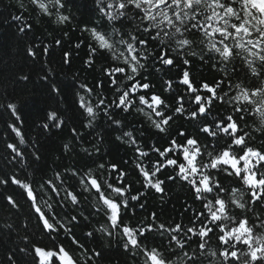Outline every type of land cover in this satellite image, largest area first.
<instances>
[{
	"label": "snow or ice",
	"instance_id": "snow-or-ice-1",
	"mask_svg": "<svg viewBox=\"0 0 264 264\" xmlns=\"http://www.w3.org/2000/svg\"><path fill=\"white\" fill-rule=\"evenodd\" d=\"M93 3L98 19L79 26L84 38L70 44L65 31L47 33L51 43L25 42L28 70L7 78L10 91L0 79V264H112L117 246L142 264H264V140L256 146L264 138V0ZM16 6L22 11L11 21L20 40L33 31L29 7L55 25L75 20L69 0ZM77 60L81 69L69 75ZM197 60L219 74L214 83L194 79ZM173 70L175 79H163L165 97L150 77ZM29 108L41 113L31 141L23 130ZM177 118L192 130L170 135ZM65 129L70 135L55 158L61 165L49 169L41 141ZM150 129L168 135L167 146L149 143ZM108 141L132 150L137 182L161 200L166 182L188 187L187 224L160 222L156 212L125 222L135 213L130 201L145 208V191L129 194V173L107 159ZM77 227L89 229L83 243ZM37 231L48 243L35 239Z\"/></svg>",
	"mask_w": 264,
	"mask_h": 264
},
{
	"label": "trees",
	"instance_id": "trees-1",
	"mask_svg": "<svg viewBox=\"0 0 264 264\" xmlns=\"http://www.w3.org/2000/svg\"><path fill=\"white\" fill-rule=\"evenodd\" d=\"M24 2L26 5L28 4V0H24ZM69 8L71 14L75 17V20L68 25H55L48 21L47 18L38 19L37 14L29 7V10L25 11L24 15L33 24V31L29 33L27 37H24L23 40H20L16 34L15 26L11 21V15L19 14L22 10L16 6V0H0V79L4 80V84L8 86L9 91L11 90V85L8 84L7 78L12 74L19 72L21 69L24 71L28 70V61L25 58L23 52L25 42L33 41L36 40V37H40L46 43H51L52 37L48 36L47 33H52L53 36L62 38V33L67 31L70 35V40L68 43L74 44L78 39L84 38V36H86V34L82 36L79 31V26L83 23H91L92 21L98 19L93 0H69ZM5 20H7L8 23H4ZM81 55H84L83 50L81 51ZM97 63L99 64L101 61L98 60ZM80 69L81 61L77 60L75 61L74 68L69 71V75H71V72ZM191 72L197 82L206 80L211 84L219 78V74L213 71L209 65H202L198 60L193 63ZM167 78L175 79V70H173L171 73H155L153 71V75L150 77L153 83L156 84L155 90L161 92L165 97L170 95L169 93H164L162 87L163 79ZM92 79V76L89 75L88 80L92 81ZM38 83L39 82L37 81V84ZM28 87L32 88L31 85ZM176 89L177 91L181 90L180 86H176ZM22 94L26 95L27 90H25V92ZM49 103L55 104V101L50 100ZM26 112L27 119L23 126V130L26 132V139L31 141L33 137L37 136V129L35 125L39 121L41 113H38L31 108L26 109ZM4 119H7V115H5ZM145 127H147V125H145ZM178 127H184L188 131L192 130V124L190 122L185 121L182 118H177L174 122L172 130L170 131V135L174 136ZM10 135L14 137V134L10 133ZM69 135V132L67 129H65L63 132L54 133L51 138L42 139L41 142L44 144V148L42 149V163L46 161L47 167L49 169L56 167L57 165H61V161L56 160L55 158L61 154V144L69 137ZM145 136L149 143L154 141L157 146L161 148L167 146V141L169 139L168 135L156 134L154 129H150L148 132H146ZM261 140H264V138H257L256 146H260ZM108 147L112 148V151L107 159L118 163L125 171L129 173L127 181L131 182L133 192L132 195H135L137 191H145V196L142 197L140 201V203L145 204V208L141 209L139 208L137 202L130 201V209L135 208V213L133 214L132 211L129 210L124 216L125 222L136 225L144 217L149 216L152 212L157 213L158 220L160 222H179L181 219L185 224L189 222L192 213L190 211L184 212V206L185 202L192 203V199L191 193L185 184L179 181L175 183L170 181L166 182V194L164 199L161 200L159 194L154 193L152 190H145L142 184L137 182L140 179L134 170V166L132 165L134 158L132 150L127 147L115 148L111 141H108ZM5 156V125L3 120H0V166H3ZM156 158L157 157L155 154L151 155L152 160ZM125 161H127V163H125ZM68 163V159L64 158L62 166H67ZM28 170L32 171L31 168ZM50 174L51 172L49 171V175ZM168 174H171V169L167 170V172H165L162 177L165 178V176ZM35 175L37 178L39 177V173H35ZM12 187L14 188L15 186ZM9 191L11 190L9 189ZM193 206L199 208L198 203L194 204ZM26 208L27 206H25V211ZM181 213H183V216H181ZM5 218H7L6 215ZM13 219H15V217H13ZM95 219L103 222L102 216L96 217ZM95 219L93 220V223H95ZM87 230L89 229L82 227H77L74 229V233L78 238L81 239L82 243L87 239L83 236V232ZM35 239L37 241L42 239L43 243H48L47 238H41L38 231L36 233ZM59 239L66 245V247L70 248L74 252L77 251L75 247L71 245L70 240L65 238L63 234H61ZM149 239H152L151 235L149 236ZM86 246L95 247V244L89 243ZM111 256L113 257L112 264H142V258L140 256L133 257L130 253L126 254L123 252L122 248H119L118 246L111 250Z\"/></svg>",
	"mask_w": 264,
	"mask_h": 264
},
{
	"label": "bare ground",
	"instance_id": "bare-ground-1",
	"mask_svg": "<svg viewBox=\"0 0 264 264\" xmlns=\"http://www.w3.org/2000/svg\"><path fill=\"white\" fill-rule=\"evenodd\" d=\"M132 165L134 166L133 162H132ZM160 178H161V179H164L162 176H161ZM139 179L141 180L142 178H141V177H139ZM129 194H130V195H132V194H133L132 190H131V192H130Z\"/></svg>",
	"mask_w": 264,
	"mask_h": 264
}]
</instances>
